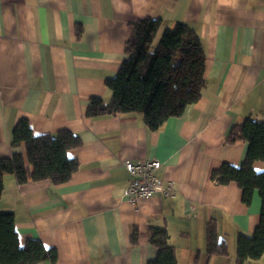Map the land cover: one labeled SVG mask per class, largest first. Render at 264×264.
I'll list each match as a JSON object with an SVG mask.
<instances>
[{"label": "crops", "instance_id": "crops-1", "mask_svg": "<svg viewBox=\"0 0 264 264\" xmlns=\"http://www.w3.org/2000/svg\"><path fill=\"white\" fill-rule=\"evenodd\" d=\"M145 18L160 21L152 50L180 23L201 38L200 100L157 131L138 114L88 117L92 98L111 102L106 81L127 58L132 25ZM24 118L36 136L80 137L67 153L79 163L69 182L31 179L26 145L12 146ZM249 118L264 121V0H0V158L20 152L28 175L23 185L4 177L0 212L14 215L21 246L39 239L57 251L56 264H148L156 257L149 230L163 226L177 264H240L237 238L255 232L261 199L256 192L246 205L235 183L219 185L211 173L243 164L247 144L227 136ZM146 159L163 163L158 175L172 195L132 205L123 164ZM253 168L264 172V162ZM211 221L228 256L207 254ZM243 264H264V255Z\"/></svg>", "mask_w": 264, "mask_h": 264}, {"label": "trees", "instance_id": "trees-1", "mask_svg": "<svg viewBox=\"0 0 264 264\" xmlns=\"http://www.w3.org/2000/svg\"><path fill=\"white\" fill-rule=\"evenodd\" d=\"M132 28V37L125 46L127 58L116 76L106 81L112 92L111 102L105 104L100 98H92L87 116L138 114L150 131H157L200 100L206 85L204 47L196 32L182 23L166 29L154 50L160 21L145 18L134 23ZM236 141L247 144L245 161L239 167L222 164L212 171L211 180L219 185L235 183L246 205L252 203L256 192L260 196L259 225L252 236L240 234L237 238V260L243 264L258 261L264 255V172H256L253 168L255 162H264V121L249 118L232 127L227 142ZM22 143L26 145L33 181L64 184L78 171L79 163L67 155L69 150L81 145L80 137L73 132L61 130L56 134L36 136L24 118L12 132V146L17 148ZM6 175H14L19 185L28 182L25 159L20 152H14L11 158H0V199ZM206 232L208 256H228V243L219 239L214 221L208 223ZM169 238L165 226L150 228L148 239L156 249V257L148 264H177ZM136 240L134 232L133 242ZM57 260V251L47 250L39 239L21 246L14 215L0 212V264H56Z\"/></svg>", "mask_w": 264, "mask_h": 264}, {"label": "built area", "instance_id": "built-area-1", "mask_svg": "<svg viewBox=\"0 0 264 264\" xmlns=\"http://www.w3.org/2000/svg\"><path fill=\"white\" fill-rule=\"evenodd\" d=\"M124 167L130 175V182L124 189V197L132 205H138L143 199H150L156 195H172V186L159 177L163 163L158 159H146L134 163L124 162Z\"/></svg>", "mask_w": 264, "mask_h": 264}]
</instances>
